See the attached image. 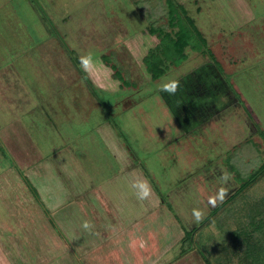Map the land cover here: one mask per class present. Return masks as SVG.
I'll use <instances>...</instances> for the list:
<instances>
[{
  "label": "rangeland",
  "instance_id": "1",
  "mask_svg": "<svg viewBox=\"0 0 264 264\" xmlns=\"http://www.w3.org/2000/svg\"><path fill=\"white\" fill-rule=\"evenodd\" d=\"M196 1L182 0L181 4L207 40L202 42L203 54L187 47V59L179 65L164 60L162 74L156 79L147 69L145 56L157 47L160 36H174L179 30L178 25L171 24L166 0H35L37 12L17 10L16 17L5 25L0 19V39L6 47L0 48L2 260L5 256L11 264H30L26 255L32 257L28 250H33L34 243L32 246L15 237L30 232L35 239L36 223L50 220L30 176L35 175L33 172L46 174L41 159L61 153L70 158L71 165L84 175L83 185L92 180L91 194L100 197L101 206L113 208L118 200L109 197L104 185L111 182L113 191L117 190L112 179L121 172V159L101 139L99 126L106 119L114 135L112 142L117 143V139L128 149L134 164L151 177L158 195L166 201L161 212L167 208L176 211L168 195L183 175L196 169L187 161L174 163L186 143L191 151L205 153L206 158L220 148L226 154L223 165L228 174L235 177L232 168L238 166L244 176L256 177L240 192V185L234 187L233 183L231 193L235 194L199 225L192 239L169 248L166 257L149 260L140 256L139 264H148V260L154 264H264V170L259 175L261 168L256 170L264 164V0H243L242 8L247 6L250 11L244 13L234 12L230 4L225 8L226 0ZM12 12L9 9L7 14L12 16ZM11 37L20 39L19 43L14 45ZM89 55L92 67L85 72L80 58ZM158 59L151 58L153 65ZM212 64L239 100V108L259 130L256 146L249 147L253 154L246 153V142L233 144L245 134L241 122L220 118L195 134L181 136V127L160 94L164 85L174 81L176 90L180 89L188 80L186 76L197 68L207 74ZM194 79L195 73L190 77ZM206 133L208 141L204 140ZM168 139L173 143L167 144ZM228 151L243 161L235 159L241 162H228L229 167ZM134 164L125 163L128 174L136 171ZM65 178L68 185L81 184L72 175ZM77 194L75 203L81 210L71 222L75 229L87 232L91 227L85 229L84 222L96 227L102 224L99 213L104 212L93 206V200L89 203L93 207L86 208L91 194ZM188 194L192 202L194 192ZM174 215L179 218L177 212ZM106 255L103 263L96 257L89 259V264H123L117 253Z\"/></svg>",
  "mask_w": 264,
  "mask_h": 264
},
{
  "label": "crops",
  "instance_id": "2",
  "mask_svg": "<svg viewBox=\"0 0 264 264\" xmlns=\"http://www.w3.org/2000/svg\"><path fill=\"white\" fill-rule=\"evenodd\" d=\"M48 1L52 2V0ZM199 1L197 0L196 2ZM34 2L35 0H0V19L3 20V25L8 23L10 18L16 17L17 10L23 9L24 11L33 10L37 12L35 11L36 7H33ZM180 2L182 3V0ZM228 4L231 5L234 12L239 11L237 13H244L245 10L246 12H250L249 9H246L248 8L247 6L242 8L244 4L243 0H226L224 7L227 8ZM11 6L12 8H9ZM9 9L13 11L12 16L7 14ZM42 25H44L48 34L49 29L45 23L42 22ZM19 40L14 37L10 38V41L14 45L18 44ZM2 41L0 39V48H6ZM1 58L3 59L4 56L1 55ZM201 69L197 68L194 72L189 73L186 76L188 80H184L182 87L174 93L160 91L166 105L174 114L175 123L181 127V136L187 137L195 134L201 131L205 125L213 123L220 118L234 124L235 122H241V130L245 131V134L241 135V137L238 136L239 139L233 144L239 145L242 142H246V153L253 154L250 152L252 150L249 147L256 146L255 137H257L259 132L258 128L249 121L243 109L239 108L241 105L239 100L235 97L233 91L229 88L214 64H212L207 74L201 72ZM194 73L195 79L190 80L188 77L193 76ZM174 83L176 84L177 82L174 81ZM241 87L243 88L242 84ZM172 98H174L173 101H171ZM105 120L99 126V130L103 131L101 139L109 150L113 148L116 150L115 155H119L121 159V172H119L115 179H112L115 181L116 186H118L116 191H113L111 182L105 183L104 188L108 190V192L106 190L105 192L109 194L111 199L113 197L118 201L112 205L113 208L111 210L107 209V205L106 208L101 206L100 197H97L96 194H91L89 185L92 188L90 184L92 180L88 179V183L83 185V173L78 172L75 169L76 167L71 165V159H68L62 153L59 156L56 154V157L52 159H41L40 166L42 168L45 167L47 170L46 174L33 172L35 175L30 174V176L41 205H44L46 208L45 212H48L46 215L50 220L46 219V221L36 223L37 236H35L36 232L34 236L37 238L35 239H33L34 237L30 232H27L26 235L18 234L15 237L24 239L30 245L34 243L35 247L33 250H28V252H31L29 253L32 257L29 258L26 255L28 263L89 264V259L93 258L94 260L96 257L99 259V263H103L104 260L102 258H106V254L109 257L112 253H117L118 258L123 261V264H139L138 260L140 256L142 258L148 257L149 260H155L157 257H166L169 248L181 243V240L184 241L183 238L186 237L187 232H191L193 229L199 227V225H202L206 219H209L210 216L221 209L223 204L221 202H225L235 194V192L231 193L232 185L235 183V187L239 183L224 168L223 161L226 158V154L221 153V149L219 148L215 154L212 155V152L211 156L207 154V159L205 153L198 150L191 151L190 144L186 143L185 146L180 147V153L174 163L180 164L179 162L187 161V164L190 162L193 164V167L196 165V169H190L188 174L183 175L182 180L179 179L176 188L168 195V199L171 201L170 204L176 209L175 212L179 214V218L174 215L175 212L172 213L168 208L166 212H161L160 208L166 207V201L158 195L156 186L150 181L151 177L142 170V167L139 166L138 168V165L134 164L132 155H128L130 154L128 149L118 143L117 139V143L112 142L114 135L112 136V132H109ZM208 136L209 134L206 133V138L203 136L204 140L208 141ZM171 143H173V140L168 139L167 144ZM212 145L219 147L216 142H213ZM229 151L228 153L231 156L232 153ZM174 155L175 152L170 153V159ZM192 158L196 159V162L192 161ZM129 161L135 165L136 171L128 174L124 169V165ZM165 161L167 163L171 162L168 159ZM49 175L51 177L50 180ZM71 175L77 181L78 178L80 181L83 178L81 184L75 186L76 183L74 182L72 185H68L65 176ZM198 178L200 182L197 180ZM137 180L146 181L150 185L151 193L145 200L137 199L134 194L135 189L131 187L132 183ZM217 180L220 182L217 183ZM85 185H87V188ZM189 191L194 192L192 202L191 196L188 198ZM220 191H224L226 196H224L225 199L222 201L217 199ZM77 192L79 194L87 193L88 195H92L91 199L87 198L88 204H84L86 208L89 207L87 205L91 207L97 206L100 212H104L99 213L102 224L98 223L95 227L91 223V228L87 232L75 229L71 222L75 216V212L81 210V206L79 207V204L75 203V199L78 197ZM210 199H217L214 207L209 203ZM90 200L94 201L95 204L93 206L89 204ZM193 209L202 210L204 213L199 223L194 221L192 216ZM90 219L92 221V218ZM79 256L83 257L86 261L84 263L80 262L78 260ZM2 257L5 258V256ZM4 258L2 260L0 257V264H11L10 262L8 263L7 257ZM149 260L147 261L148 264H154L153 261Z\"/></svg>",
  "mask_w": 264,
  "mask_h": 264
},
{
  "label": "trees",
  "instance_id": "3",
  "mask_svg": "<svg viewBox=\"0 0 264 264\" xmlns=\"http://www.w3.org/2000/svg\"><path fill=\"white\" fill-rule=\"evenodd\" d=\"M166 3H167V13H168V16L170 17L171 24L178 25L179 30L175 33L174 36H171L170 34L163 35L162 37L160 36V42L157 45V47L153 49L152 51H150V54L145 56V62L147 64V69L149 72H151L153 79H156L157 77L160 76V74H162V69H160V67L165 61L170 62L174 65H179L184 60H186L187 54L185 50L187 47H190L191 50L194 52L197 51L198 53L201 52L203 54L201 50V49H204L202 48V42L205 44L207 41L205 38L201 36L200 31L197 25L195 24V21L189 15L188 11L185 9V7L181 3H179L177 0H166ZM185 19L187 22L184 23ZM153 56L154 57L156 56L157 58H159L154 63V65H153V61H151V58H153ZM202 71L203 70L201 69V72ZM218 71L220 73L219 69ZM235 159H240V158L234 157L233 155L227 156L226 162L229 165V167H232L230 165V163L232 164V161L234 162V164L237 162L240 163L241 161H243V159H240L241 161L236 162ZM259 169H260V172H257V175H259L264 170V164H262L256 170H259ZM232 173H235L234 178L240 185L238 189L239 192L242 191L246 186H248L254 178H256V177H252V175L250 174L247 176H244L243 172L241 171V169L238 168V166L237 168L236 166H233ZM207 220L208 219H206L205 222ZM205 222H203V224ZM197 228L193 229L191 232H187L184 240H186L187 238L190 239V237L192 239L191 235Z\"/></svg>",
  "mask_w": 264,
  "mask_h": 264
},
{
  "label": "clouds",
  "instance_id": "4",
  "mask_svg": "<svg viewBox=\"0 0 264 264\" xmlns=\"http://www.w3.org/2000/svg\"><path fill=\"white\" fill-rule=\"evenodd\" d=\"M80 67L85 72L90 71V69L92 67L91 55L80 58ZM162 90L165 92L174 93L176 91V84L172 83V84L164 85ZM131 187L133 189H135L134 194L136 195L137 199H139V200H145L150 196L151 188H150V185L146 181L137 180V181L132 183ZM224 196H225L224 191H220L217 199L222 201L224 199ZM217 199H210L209 203L214 207L216 205ZM203 215H204V213L202 210L193 209L192 216H193L194 221L196 223H199L202 220ZM83 227L85 229H89L91 227V225L89 224V222L85 221L83 224Z\"/></svg>",
  "mask_w": 264,
  "mask_h": 264
}]
</instances>
